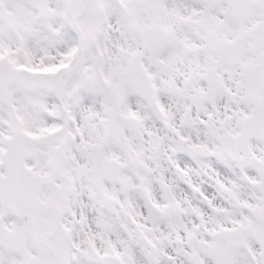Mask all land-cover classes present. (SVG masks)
Listing matches in <instances>:
<instances>
[{
	"label": "snow or ice",
	"instance_id": "6c2138e0",
	"mask_svg": "<svg viewBox=\"0 0 264 264\" xmlns=\"http://www.w3.org/2000/svg\"><path fill=\"white\" fill-rule=\"evenodd\" d=\"M0 264H264V0H0Z\"/></svg>",
	"mask_w": 264,
	"mask_h": 264
}]
</instances>
